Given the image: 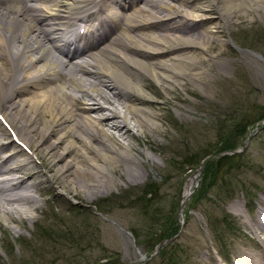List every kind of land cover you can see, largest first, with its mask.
<instances>
[{
  "label": "bare ground",
  "instance_id": "6f19581e",
  "mask_svg": "<svg viewBox=\"0 0 264 264\" xmlns=\"http://www.w3.org/2000/svg\"><path fill=\"white\" fill-rule=\"evenodd\" d=\"M243 9L264 11V0H0V115L32 149L8 140L0 123V220H34L48 190L94 199L115 174L140 176L145 166L129 152L141 136L153 142L152 95L207 79L201 65L210 60L193 52L217 51L219 32ZM94 20L105 33L86 48L59 43L75 42L79 23L94 32ZM218 21L221 30L207 27ZM118 161L127 168L115 169ZM196 182L188 179L183 201ZM255 231L260 246L240 250L234 264H264L263 221Z\"/></svg>",
  "mask_w": 264,
  "mask_h": 264
},
{
  "label": "rangeland",
  "instance_id": "374dc122",
  "mask_svg": "<svg viewBox=\"0 0 264 264\" xmlns=\"http://www.w3.org/2000/svg\"><path fill=\"white\" fill-rule=\"evenodd\" d=\"M207 27L221 30L222 25ZM219 39L217 51L193 52L210 60V66L201 65L207 79H183L166 90L159 85L160 95H152L159 102L153 112L160 117L156 129L148 130L153 142L141 136L129 152L144 164L142 174L129 180L115 174V185L94 199L69 195L65 200L48 190L34 220L1 219L0 264H234L240 250L258 249L264 128L240 158L221 168L204 196L199 195V165L185 164L213 150L230 129L247 124V134L238 138L241 147L264 125L250 126L264 112V11L241 10ZM114 168L123 171L127 165L118 161ZM197 174L194 194L183 202L187 181ZM177 233L153 254L159 242Z\"/></svg>",
  "mask_w": 264,
  "mask_h": 264
},
{
  "label": "trees",
  "instance_id": "16d2710c",
  "mask_svg": "<svg viewBox=\"0 0 264 264\" xmlns=\"http://www.w3.org/2000/svg\"><path fill=\"white\" fill-rule=\"evenodd\" d=\"M264 117V112L261 113L259 116L255 117L253 121L250 122V126L252 124H255L257 121L261 120ZM237 125V122L234 124ZM243 126V127H242ZM235 126L231 127L234 128ZM247 134V124L240 125L238 129H230L229 133H222L220 136V140L215 145L213 150H209L205 152L200 157L191 156L188 158L185 164H189L190 167L198 166L201 164V162L207 158L208 156H211L213 154H217V157L210 158L207 160L205 164V168L203 171V182L201 185V189L199 190V195L204 196L206 192L209 191V188L215 184L214 179L220 172L221 168L230 162L234 158H240L242 154H235V155H222L224 151L228 150H234L238 147L239 144V137H243ZM244 155V154H243ZM146 194V193H145ZM144 194V196H145ZM118 264V263H114Z\"/></svg>",
  "mask_w": 264,
  "mask_h": 264
},
{
  "label": "water",
  "instance_id": "95a60500",
  "mask_svg": "<svg viewBox=\"0 0 264 264\" xmlns=\"http://www.w3.org/2000/svg\"><path fill=\"white\" fill-rule=\"evenodd\" d=\"M249 142V141H248ZM203 166V165H202ZM202 168V167H201Z\"/></svg>",
  "mask_w": 264,
  "mask_h": 264
}]
</instances>
